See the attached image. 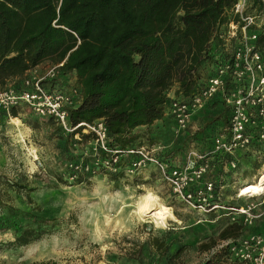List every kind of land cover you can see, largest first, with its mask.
Segmentation results:
<instances>
[{"label":"trees","instance_id":"obj_1","mask_svg":"<svg viewBox=\"0 0 264 264\" xmlns=\"http://www.w3.org/2000/svg\"><path fill=\"white\" fill-rule=\"evenodd\" d=\"M237 2L0 0V89L10 81L21 86L25 74L46 61L53 65L63 62L62 76L74 74L82 94L80 104L69 112L71 126L102 119L112 149L155 145L159 140V133L153 135L155 124L169 122L174 127L172 119L165 115L171 86H176L175 98L188 101L214 75L219 62L228 57L223 38L228 24L238 21L232 12ZM253 3L261 7L259 0ZM256 45L264 52V26ZM207 68L210 72L204 74ZM218 103L221 104L218 100L210 102ZM221 108L225 126L228 111L222 104ZM18 110L12 108L9 115L17 117ZM5 121L3 114L0 123ZM58 130L62 132L59 127ZM75 133L80 136L78 142L73 139ZM64 137L66 151L71 145L92 139L80 130ZM260 161H264L261 146L255 156H244L240 164L257 166ZM237 169L225 176L224 189L230 186L228 180ZM69 175L67 169L66 177ZM81 177L89 179L91 175H78L74 184L81 183ZM5 183L16 192L25 190L19 183ZM27 199L30 203L28 195ZM49 223L50 220L13 208L0 194V232H9L13 237L3 246L6 249L39 241L51 232ZM241 229V224L230 225L219 237L234 239ZM153 246L165 253L163 240H153ZM200 249L208 251L204 246ZM203 264L245 263L232 260L224 247Z\"/></svg>","mask_w":264,"mask_h":264},{"label":"rangeland","instance_id":"obj_2","mask_svg":"<svg viewBox=\"0 0 264 264\" xmlns=\"http://www.w3.org/2000/svg\"><path fill=\"white\" fill-rule=\"evenodd\" d=\"M244 13L257 16L260 30L263 29L264 15L257 3L245 0ZM232 45L233 42L228 43V52ZM50 64L38 67V73ZM208 72V68L204 69V74ZM70 81L68 86L74 84ZM171 90H176L175 84ZM196 114L190 132L180 138H174L169 122L153 126V135L159 133L155 145L164 147L160 157L171 161L175 158L181 164L189 150L204 149L224 127L221 106L209 103ZM16 118L0 123V194L20 212L50 220L52 229L39 241L15 250L3 247L13 241L11 233L0 232V264H203L211 252L219 250V235L230 226L226 218L210 223L217 214L202 217L185 209L152 167L132 176H125L122 171L112 176L119 172L108 174L98 170L89 179L81 177L82 182L74 184L66 177L67 165L82 152H86L87 161L91 160L90 140L71 145L66 151L65 134L55 123L38 118L25 107L19 108ZM261 163L239 165L228 180L230 186L222 190L223 205L249 204L235 199L234 194L259 179L264 172V161ZM5 182L19 183L25 190L16 192ZM147 192L158 197L179 223L168 221L162 228L149 219L138 218L136 204ZM258 202L261 205L257 210L264 209V197L253 203ZM263 224L257 222L253 228L242 226L236 238ZM155 239L164 241L165 253L153 246Z\"/></svg>","mask_w":264,"mask_h":264},{"label":"built area","instance_id":"obj_3","mask_svg":"<svg viewBox=\"0 0 264 264\" xmlns=\"http://www.w3.org/2000/svg\"><path fill=\"white\" fill-rule=\"evenodd\" d=\"M259 4L264 15V0H259ZM244 9L245 0H238L232 10L238 21L228 24L223 38L228 57L219 62L204 87L188 101L175 98V91L171 89L167 93L165 115L173 121L174 138L188 135L192 116L211 101H220L228 111L227 123L220 133L204 149L189 150L182 165L160 157L164 150L160 145L126 150L110 148L102 119L71 126L69 112L80 104L82 94L74 74L62 76L63 62L50 64L40 73L37 66L25 74L21 86L16 87L10 81L0 89V119L5 114L6 121L17 120L9 115L10 110L25 107L38 118H50L65 135L77 130L91 135L88 153L91 160L87 161L86 152H82L77 160L69 162L67 169L71 175L67 178L70 181L78 175L93 176L98 170L111 174L122 171L125 176H132L150 166L185 209L202 216L217 214L215 220L226 218L228 225L253 228L257 222L264 223V209L257 210L261 203H253L264 197V190L242 195L238 189L234 197L249 202L246 206L220 203L222 183L228 172L235 171L244 156H255L258 148L264 147V52L256 45L260 31L257 16L246 15ZM230 42L233 45L228 52ZM70 80L74 84L68 86ZM73 139L80 141L79 134L75 133ZM124 161L127 163L122 164ZM224 247L234 261L264 264V224L254 232L222 240L218 249Z\"/></svg>","mask_w":264,"mask_h":264},{"label":"bare ground","instance_id":"obj_4","mask_svg":"<svg viewBox=\"0 0 264 264\" xmlns=\"http://www.w3.org/2000/svg\"><path fill=\"white\" fill-rule=\"evenodd\" d=\"M264 190V172L259 179L242 189V195L247 193L256 194ZM135 214L140 219L151 220L155 226L165 227L168 221L179 223L169 208L163 206L158 197L150 192L143 194L136 204Z\"/></svg>","mask_w":264,"mask_h":264},{"label":"crops","instance_id":"obj_5","mask_svg":"<svg viewBox=\"0 0 264 264\" xmlns=\"http://www.w3.org/2000/svg\"><path fill=\"white\" fill-rule=\"evenodd\" d=\"M48 63V61H46V62H44V63H42L41 65H39L38 67H42L44 64H47ZM38 69V68H37ZM218 106H221V104L220 103H218L217 104ZM197 114H195L194 116H192V121H191V126H193L192 124H193V121H195V116H196ZM192 133V132H191ZM201 150V149H200ZM175 158H173V162H175V163H178V165H182V163H183V161L184 160H182V162H181V164H179V161L178 160H174ZM167 160H169V159H167ZM169 161H171V160H169ZM212 214L213 213H211V214H208L207 216L208 217H211L212 216ZM202 216V215H201ZM207 216H202V217H207ZM216 217V216H215ZM215 217H214V219L212 220V221H208V222H210V223H213L214 222V220H215ZM216 221V220H215Z\"/></svg>","mask_w":264,"mask_h":264}]
</instances>
